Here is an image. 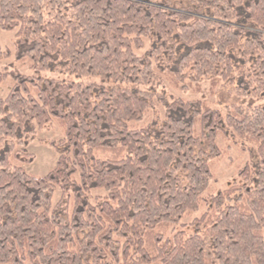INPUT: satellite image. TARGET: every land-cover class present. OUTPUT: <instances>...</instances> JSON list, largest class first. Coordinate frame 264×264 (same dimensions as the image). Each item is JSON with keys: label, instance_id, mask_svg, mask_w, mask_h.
<instances>
[{"label": "trees", "instance_id": "1", "mask_svg": "<svg viewBox=\"0 0 264 264\" xmlns=\"http://www.w3.org/2000/svg\"><path fill=\"white\" fill-rule=\"evenodd\" d=\"M176 1L0 0V29L15 32L0 62L28 70L0 72V87L12 80L0 99V264H264V106L160 91L206 83L264 102V0ZM149 111L152 124L133 126ZM53 123V169L14 165L32 163L25 140ZM219 136L253 160L241 183L206 194Z\"/></svg>", "mask_w": 264, "mask_h": 264}, {"label": "rangeland", "instance_id": "2", "mask_svg": "<svg viewBox=\"0 0 264 264\" xmlns=\"http://www.w3.org/2000/svg\"><path fill=\"white\" fill-rule=\"evenodd\" d=\"M189 3L187 0H180L174 3V9L178 10L180 8L188 7ZM15 32H5L0 29V46L3 49H8L13 53V41ZM264 35V33H263ZM149 41L145 42V48L141 51H136L137 54H142L149 49ZM0 72H8L11 74L15 73H25L28 72L26 65L21 66L19 63L14 61L13 57H9L0 62ZM31 71H29L30 73ZM56 78H66V76L55 74ZM73 80V78H70ZM84 80L86 83H92L96 85H101L100 81L96 79H80ZM11 79H7L0 87V99H3L8 94L11 88ZM186 85V84H185ZM184 88L176 89L169 84H166L162 91L168 97L180 98L184 101H202L214 109L223 110L224 107L232 104L238 103L242 105H258L264 106V102H257L251 100L245 96L231 95L229 92L221 90L217 91L215 94L209 93V86L206 83H202L199 89L193 87L183 86ZM158 114H162V109L157 106ZM156 118V113L154 111H149L144 116V119L133 124L135 127H143L152 124ZM62 138L61 128L53 123L51 126L38 130L33 136H29L26 141L25 151L33 155V161L30 164H22L19 162H14V165L21 166L24 170L33 176L44 177L48 174L50 170L53 169L56 160L57 153L50 145V141H56ZM219 147L223 150V155L220 159L212 162V170L214 173V180L212 181L209 190L206 194H216L219 191H223L231 187L234 183H241L239 177V171L248 163L253 160V155L250 150L241 151L237 147L231 146L227 148L228 143L224 141L222 136L217 139ZM20 149V147H17ZM93 196H103L105 192L101 190L92 191ZM60 198V192L56 191L53 201L54 204ZM204 211L202 208L199 212L190 214L186 216L181 224L188 225L195 218H198L200 214Z\"/></svg>", "mask_w": 264, "mask_h": 264}]
</instances>
